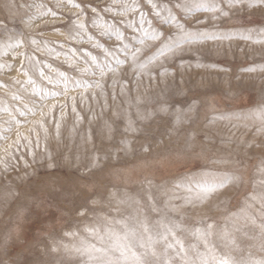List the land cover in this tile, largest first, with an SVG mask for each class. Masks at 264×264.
<instances>
[{"label":"rangeland","instance_id":"rangeland-1","mask_svg":"<svg viewBox=\"0 0 264 264\" xmlns=\"http://www.w3.org/2000/svg\"><path fill=\"white\" fill-rule=\"evenodd\" d=\"M76 2L87 6L88 34L105 48L116 50L120 42L114 36L102 35V29L92 25L91 7L104 6L112 0ZM48 8L57 13L55 18L45 15ZM229 11V16L217 19H212L211 13L200 11L182 20L190 27L237 35L232 39L208 41L168 60L164 65L168 70L165 76L159 75L160 69L156 66L151 75L149 70L137 74L129 61L118 73H109L104 78L103 91L91 88L85 92L81 87L56 99L41 101L39 95H33V85L27 82L28 77L21 70L22 62L37 90L60 89L41 79L33 62L24 54L41 61L40 67L46 75L54 76L59 71L79 79L76 69L84 66L85 53L102 58L103 52L93 46L87 35L83 40L69 39L72 20L78 10L67 0H0V85H3L0 86V109H8L0 111V130L11 128L2 133L7 138L0 139V160L7 157L9 145L17 140L18 134L33 141L35 152L33 159L21 148L16 152L17 158L10 161L12 166L7 172L0 165V264H54L63 252L52 253L49 250L51 240L71 245L78 238L64 233L76 231L85 235V225L96 224L98 214L110 217L129 214L130 209L123 206L120 212L114 211L117 205L114 201L109 203V194L114 190L142 193L146 178L173 189L176 183L188 177H199L205 171H238L248 180L247 187L229 186L203 205L184 207L182 213L189 224L202 219L220 224V217L225 215L224 207L229 211L238 210L243 197L251 191L252 181L259 178L256 170L264 161V134H256L258 122L253 120L228 121L214 117L247 113L259 107L264 95V72L243 69L264 64V43L253 42L262 35L258 30L264 28V7H237ZM101 15L120 27L126 36L132 35L131 29L124 28L122 23L132 18L131 13L127 17L104 12ZM154 24L159 26L157 21ZM161 30L173 31L167 25ZM248 30H255L250 33L253 40L240 39L238 34ZM18 37L23 39V46L9 47ZM31 38L42 42V51H35V46L30 44ZM146 44L145 55H149L155 48L151 41ZM70 49L76 50L74 63ZM45 64L51 68L44 67ZM84 79L97 80L99 76H85ZM13 95L21 99L14 100ZM71 97H75V102ZM165 99L178 100V106L184 108L194 103V111L188 113L190 122L173 131L172 118L157 114L146 125L152 135L145 137L125 133L123 117L118 119L114 115L129 111L135 120L137 108L142 112L155 111L157 104ZM73 103L82 118L79 121L72 111ZM25 104L36 108V114L28 112L20 116L16 109L27 112ZM53 104L57 107L49 111ZM41 110L45 114L43 127L38 123L42 119ZM12 116L21 124H9ZM56 122L60 123L59 136ZM106 124L112 125L111 134ZM137 126L145 125L137 121ZM123 140L131 142L130 150H124ZM145 146L148 151L143 150ZM95 156L101 158L99 166L88 171ZM219 159L229 162L213 163ZM176 194L182 196L184 193L176 190ZM93 199L99 202L93 205L90 203ZM163 199L161 196V203ZM224 200H227L226 205L221 204ZM80 212L85 214L80 215Z\"/></svg>","mask_w":264,"mask_h":264},{"label":"snow or ice","instance_id":"snow-or-ice-1","mask_svg":"<svg viewBox=\"0 0 264 264\" xmlns=\"http://www.w3.org/2000/svg\"><path fill=\"white\" fill-rule=\"evenodd\" d=\"M67 3L78 10L72 20L73 31L69 33V39L83 40L87 35V38L93 41V46L102 50L103 57L86 52L87 58L84 60V66L76 69L80 73V78L74 79L70 78L67 73L59 71H56L54 76L46 75L43 67H40L41 61L36 60L34 56L29 57L24 54L27 60L33 62V68L36 69L41 79L52 84L54 88L60 89L49 91L41 88L37 90L35 81L24 70L22 62L21 70L28 77L27 82L33 85V95H39L41 101L56 99L81 87L85 92L91 88H99L103 91L102 81L104 78L109 73H118L121 67L129 61L133 71L137 74L149 70L151 75L153 66H156L160 69L159 75L165 76L168 70L164 65L168 60L185 51H192L208 41L232 39L234 35H237L236 33L221 34L190 27L182 20H187L200 11L211 13L212 19H217L220 16H229V10L237 7L248 9L264 7V0H112L111 3L104 6H92V25L101 28L102 35L114 36L120 42L116 50H112L105 48L88 34V25L85 19L87 6H82L76 0H67ZM117 5L119 6L117 7ZM56 6L59 7L60 4L58 3ZM101 12L114 13L122 17H127L131 13L132 18L128 19L126 23H122L124 28L131 29L132 35L126 36L120 27L105 20ZM48 14L53 18L57 16V13L51 8H48L45 13V15ZM154 21L159 22V26H156ZM204 22L196 21V23ZM165 25L172 28L173 31L168 33L162 31L161 29ZM4 31L7 32L6 26ZM251 31L255 30L239 33V38L253 40ZM258 31L262 34L261 38L254 39L253 42L264 43V28ZM148 41L152 42L155 51L145 55L148 47L146 42ZM41 43L35 38L30 39V44L35 46L37 52L42 51ZM23 44V39L18 37L9 47L19 48ZM70 51L73 54L71 62L74 63L76 50L70 49ZM44 67L51 68V65L45 64ZM243 70L264 72V64L250 66ZM85 76H99V79L86 80ZM113 83L116 82L113 81ZM12 98L14 100L21 99L16 95H13ZM93 98H95V93H93ZM71 99L75 102V97H71ZM137 103L139 104V101ZM178 105H180L178 100L169 102L165 99L157 104L155 111L142 112L137 108L135 120L129 111L114 115L118 119L123 117L125 133L150 137L152 132L146 125L157 114L172 118L173 131L177 130L180 125L190 122L188 113L194 111V103L188 105L187 108ZM24 107L27 112L16 109L20 116H25L28 112L32 115L36 114V108H29L27 104ZM56 107L55 104L51 105L49 111ZM60 107L64 108L66 105H60ZM0 111H8V109H0ZM72 111L76 113L75 103H73ZM41 118L38 123L43 127L45 114L42 110ZM76 118L77 121L82 119L79 113H76ZM214 119L253 120L258 122L256 134H264V95L261 97L259 107L247 113L221 114ZM137 121L145 126L138 127ZM12 122L17 125L21 124V121L15 116H12L9 124ZM105 126L111 134L112 125L106 124ZM244 126L248 127L247 124ZM55 127L56 134L59 136L60 123L56 122ZM10 130V127L0 130V139H6L7 137L2 133ZM88 139H91L90 134ZM35 143L38 146L39 140L37 139ZM121 144L125 151L130 150V141L123 140ZM21 148L26 150L27 155H31L35 159L33 141L18 134L17 140L9 145L7 157L0 160L4 172H7L12 166L10 161L17 158L16 152ZM143 150L148 151V147L145 146ZM107 158L105 155L104 159ZM20 159H23V155ZM49 159H51L50 156ZM100 159L99 156H95L87 170L90 171L92 168L98 167ZM228 162L224 159L213 161L217 164ZM234 163L238 165L239 161ZM25 166L27 167V162ZM49 166L51 167V164ZM256 174L259 178L252 181L251 191L243 197L238 210L229 211L227 207H224L225 215L220 217L222 221L220 224L215 221L208 222L206 219L197 221L196 224L186 223L182 209L187 206L203 205L213 195L229 186L244 185L247 187L248 180L238 171H205L199 177H188L185 181L176 183L173 189L157 185L151 179L146 178L143 182L145 187L142 189V193L133 194L126 190L111 191L108 197L109 203L114 201L117 205L113 210L120 212V207L123 206L130 209L129 214L120 217L98 214L96 224L85 225L83 229L85 235H80L76 231L64 233L65 236L78 238L77 242L71 245L62 240H51L49 250L52 253L63 252V256L54 264H264V161L257 168ZM176 190H180L184 194L179 196L176 194ZM161 196L164 197L162 203ZM176 200H182L183 203L176 204L174 203ZM98 202L96 199L90 201L93 205ZM226 203L227 200L221 201V204L226 205ZM219 207L220 205H217L218 209ZM79 214L84 215L85 213L80 212ZM245 241L251 243L245 244ZM253 250L260 255H255Z\"/></svg>","mask_w":264,"mask_h":264}]
</instances>
